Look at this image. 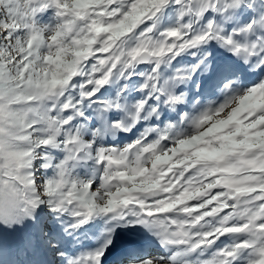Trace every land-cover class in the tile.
<instances>
[{"label":"snow or ice","instance_id":"obj_1","mask_svg":"<svg viewBox=\"0 0 264 264\" xmlns=\"http://www.w3.org/2000/svg\"><path fill=\"white\" fill-rule=\"evenodd\" d=\"M0 264H264V0H0Z\"/></svg>","mask_w":264,"mask_h":264}]
</instances>
